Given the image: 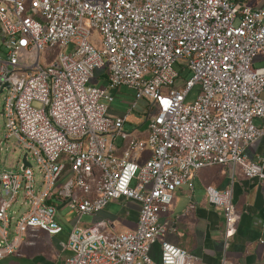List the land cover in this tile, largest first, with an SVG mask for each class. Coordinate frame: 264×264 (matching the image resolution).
<instances>
[{
	"label": "built area",
	"instance_id": "2783aa9c",
	"mask_svg": "<svg viewBox=\"0 0 264 264\" xmlns=\"http://www.w3.org/2000/svg\"><path fill=\"white\" fill-rule=\"evenodd\" d=\"M93 31L100 48L90 40ZM49 47L61 49L54 61L42 55ZM24 54L36 61L23 64ZM260 55L264 7L247 0H0L5 138L16 140L27 160L34 157L43 178L37 184L23 158L19 171L0 168V262L18 252L29 230L61 233V201L78 214L65 264H156L152 248L168 231L160 216L179 188L194 190L201 169L226 166L234 174L240 167L264 182V156L247 153L264 137V125L255 123L264 118ZM180 59L187 80L174 67ZM97 70L104 87L89 85ZM122 86L134 98L114 115L111 91ZM140 100L147 102V125L126 129ZM21 193L27 210L10 239ZM206 195L224 213L221 264H228L239 220L233 189L208 186ZM119 199L139 205L135 229L82 222ZM157 264L194 263L185 249L163 242Z\"/></svg>",
	"mask_w": 264,
	"mask_h": 264
},
{
	"label": "crops",
	"instance_id": "0c3cea01",
	"mask_svg": "<svg viewBox=\"0 0 264 264\" xmlns=\"http://www.w3.org/2000/svg\"><path fill=\"white\" fill-rule=\"evenodd\" d=\"M247 4L264 7V0H247ZM263 65L264 55L256 57L255 66ZM143 122L135 120L133 116L129 117V123L134 125V129H144ZM255 123L264 125V118H256ZM247 153L252 160L263 157L264 137L249 147ZM194 184L193 191L186 185L179 188L170 210L160 216V223L168 231L152 248L156 264L160 262L163 242L185 249L194 264H221L225 217L222 209L208 201V186L219 190L229 187L233 189V201L239 220L228 251V264H264V182L246 178L240 167L233 174L226 166H211L198 172ZM59 203L60 212L70 207L67 203ZM138 215L139 205L136 202L119 199L94 214L93 222L108 220L121 232L135 229ZM75 223L68 228L61 223L64 230L54 236L38 229L29 230L18 252L4 260L8 264H65L70 255L65 244Z\"/></svg>",
	"mask_w": 264,
	"mask_h": 264
},
{
	"label": "rangeland",
	"instance_id": "374dc122",
	"mask_svg": "<svg viewBox=\"0 0 264 264\" xmlns=\"http://www.w3.org/2000/svg\"><path fill=\"white\" fill-rule=\"evenodd\" d=\"M100 34L97 31H93L92 36L90 38L91 42L100 48ZM73 49V46L66 47L64 49L65 52L71 53ZM61 49L59 48H47L43 52V57H47L50 61H54L57 57L58 52ZM36 61L35 55H23L20 57V62L23 64L31 65ZM186 61L183 59L178 60V62L175 64V69L180 73L181 77L185 80L189 79L191 76V73L188 69H183V67L186 65ZM101 74L100 70H97L95 73V77L90 81L89 85L94 87H104L106 85L105 79L102 77H99ZM114 96H116V100L110 105V113L111 114H123L128 109L129 104L131 103L132 99L134 98V91L130 89L127 86H122L117 90L111 91ZM199 93V86H196L189 94L187 102H193L197 95ZM6 92L0 94V135L2 139L1 144V150H0V168L1 169H7V170H14L19 171L22 167V158L26 151L24 148L14 139H6L5 134L7 132L5 128V120L2 116V111L4 107ZM36 107H40L38 103L33 104ZM147 113V102L146 100H140L138 106L134 109L131 116L135 120L144 121L145 115ZM153 115V112L151 113V116ZM147 123L143 122L142 127H146ZM126 129H134V125L131 123L126 124ZM117 144H122L121 138L117 140ZM148 153V152H147ZM28 161L30 162L31 166L33 167L35 171V178L37 181V184H40L42 181V174L39 170V167L37 165L36 160L34 157L30 154L28 157ZM143 162V161H142ZM0 193H1V186H0ZM23 199V193L19 196V202L14 203L11 211H16L17 213L14 215V220L12 222V225L9 229L10 232V239L14 236L15 233V224L16 220L20 217L21 214H23L27 210V206H21L20 202H22ZM119 208V207H118ZM78 218L77 210L75 207L70 206L69 208H66L62 210L59 213L58 219L64 225L66 228L70 227L72 223L76 221ZM68 221L66 222V220ZM83 223H92L94 220V215H84L81 218ZM8 258V257H7ZM6 258V259H7ZM20 261V258H19ZM21 262V261H20ZM0 264H8L6 260L2 261Z\"/></svg>",
	"mask_w": 264,
	"mask_h": 264
},
{
	"label": "water",
	"instance_id": "95a60500",
	"mask_svg": "<svg viewBox=\"0 0 264 264\" xmlns=\"http://www.w3.org/2000/svg\"><path fill=\"white\" fill-rule=\"evenodd\" d=\"M26 157H27V154L24 155L23 162H24L25 165L28 166V165H30V162H28V160L26 159Z\"/></svg>",
	"mask_w": 264,
	"mask_h": 264
}]
</instances>
